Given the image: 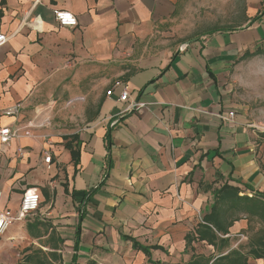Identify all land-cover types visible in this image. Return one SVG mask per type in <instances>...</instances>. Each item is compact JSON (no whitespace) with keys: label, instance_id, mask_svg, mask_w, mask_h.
Wrapping results in <instances>:
<instances>
[{"label":"crops","instance_id":"obj_1","mask_svg":"<svg viewBox=\"0 0 264 264\" xmlns=\"http://www.w3.org/2000/svg\"><path fill=\"white\" fill-rule=\"evenodd\" d=\"M243 4L239 26L174 44L190 0H0V127L21 135L0 145V210L40 195L0 234V264H185L214 189L264 195V133L225 78L264 42V0ZM57 10L76 26L60 27ZM133 101L144 106L125 111ZM247 226L235 221L228 237Z\"/></svg>","mask_w":264,"mask_h":264},{"label":"rangeland","instance_id":"obj_2","mask_svg":"<svg viewBox=\"0 0 264 264\" xmlns=\"http://www.w3.org/2000/svg\"><path fill=\"white\" fill-rule=\"evenodd\" d=\"M243 5V0H190V6L182 8L177 21L173 23L171 30L174 44L186 42L199 35H210L216 29L239 26L245 12ZM259 47L264 48V42L260 43ZM255 49L256 46L252 47L251 51ZM237 59L236 64L225 76L231 87V101L257 128L259 136L260 133H264V52L242 60L238 56ZM260 228L263 229L262 224L251 220L249 228L239 232L244 238L237 236L230 238L232 247L246 245L250 239L260 234L258 232ZM17 260L16 263L19 264H35L33 259L28 263L23 259ZM247 264H264V260L250 257Z\"/></svg>","mask_w":264,"mask_h":264},{"label":"trees","instance_id":"obj_3","mask_svg":"<svg viewBox=\"0 0 264 264\" xmlns=\"http://www.w3.org/2000/svg\"><path fill=\"white\" fill-rule=\"evenodd\" d=\"M257 17L254 18V20ZM264 48L259 46L253 52L245 51L240 57L241 60L261 54ZM264 137V134H263ZM240 219L251 220L263 225L258 229L255 238L250 239L246 245L231 247V239L226 236L229 227ZM203 224L195 230V235H186V248L192 250L190 260L185 264H247L248 258L264 260V195H240L237 187L224 183L212 192V202L208 212L202 216ZM205 241L212 246L213 252L208 255L195 254L191 248L192 241ZM185 248V249H186ZM32 259H23L28 263ZM35 264H51L56 259H33ZM19 264V263H16ZM70 264H77L72 259ZM94 264V263H90Z\"/></svg>","mask_w":264,"mask_h":264},{"label":"built area","instance_id":"obj_4","mask_svg":"<svg viewBox=\"0 0 264 264\" xmlns=\"http://www.w3.org/2000/svg\"><path fill=\"white\" fill-rule=\"evenodd\" d=\"M54 19L60 27H74L77 24L76 17L69 11L66 10H57L54 12ZM6 41V36L0 33V45H2ZM121 83L116 81L114 83L115 86H119ZM111 93V89L107 91V94ZM128 97V92L126 89H123L119 95V101H126ZM144 106V103L140 102H130L126 107L125 111H131L133 109H139ZM20 106L19 104L11 105L3 111L4 115H16L19 113ZM234 116V112L230 111L227 114L226 119H232ZM48 122H44L43 124H47ZM15 130L10 129L9 127H0V145L7 147L14 137H20ZM23 136H31L28 130H24ZM44 162L46 164L50 163L51 157L50 154L45 153ZM40 202V195L36 191H26L22 194L18 206V210L13 213L9 209L0 210V234L4 233L10 225H12L15 221L26 218L31 213L35 212L38 209ZM228 236V235H226ZM239 238H244L242 234H236Z\"/></svg>","mask_w":264,"mask_h":264}]
</instances>
